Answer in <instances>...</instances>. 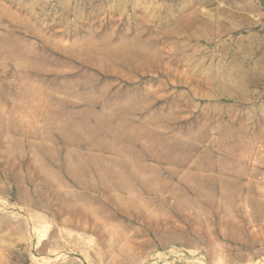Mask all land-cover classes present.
I'll list each match as a JSON object with an SVG mask.
<instances>
[{
  "label": "rangeland",
  "instance_id": "1",
  "mask_svg": "<svg viewBox=\"0 0 264 264\" xmlns=\"http://www.w3.org/2000/svg\"><path fill=\"white\" fill-rule=\"evenodd\" d=\"M0 264H264V0H0Z\"/></svg>",
  "mask_w": 264,
  "mask_h": 264
},
{
  "label": "crops",
  "instance_id": "2",
  "mask_svg": "<svg viewBox=\"0 0 264 264\" xmlns=\"http://www.w3.org/2000/svg\"><path fill=\"white\" fill-rule=\"evenodd\" d=\"M198 181V180H197ZM196 184H197V186H195L196 187V191H195V193H201L202 191H201V189L199 188V185L200 184H198L197 182H195ZM192 191V189L190 190V192ZM194 193V192H193Z\"/></svg>",
  "mask_w": 264,
  "mask_h": 264
}]
</instances>
